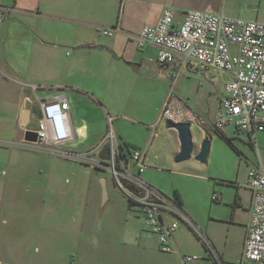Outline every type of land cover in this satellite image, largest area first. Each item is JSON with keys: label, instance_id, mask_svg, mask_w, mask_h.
Instances as JSON below:
<instances>
[{"label": "crops", "instance_id": "crops-1", "mask_svg": "<svg viewBox=\"0 0 264 264\" xmlns=\"http://www.w3.org/2000/svg\"><path fill=\"white\" fill-rule=\"evenodd\" d=\"M165 6L175 10L177 23L181 21L184 13L190 10L223 12L247 20L264 22V0H0V7L6 10L4 21L0 22V205L4 199L8 201L10 197L6 187L8 181L13 179L14 170L13 166L8 165V159L22 153L21 150L31 151V147L23 139L25 132L30 130L27 125L32 119H38L36 106L39 100L44 101L56 95H62L69 103L67 114L73 138L63 147H71L73 150L72 148L78 146H86L89 149L99 146L87 144L93 134L91 129L93 130L92 123L95 121H88L84 114H81L82 109L89 110L96 105L101 106L110 121H113L120 117L122 109L115 105L114 101L119 104L123 101L126 107L124 109L135 108L140 115L139 120L129 121L141 123L144 139L136 142V146L133 145L144 153L145 167L138 173H141L143 179H163L164 170L182 177L211 176V159L218 158L216 148L219 142L225 141L213 132L220 96L213 101L212 108L200 109L195 113L199 123L193 122L189 126L190 131L192 126L197 130L196 136L192 137L193 162L184 165L173 160L179 151V140L173 129L166 130L172 132L175 141L162 153H154L156 140H159L160 133L164 132L162 122L165 121L160 119V113L156 109L152 115L146 113V107L141 106L139 100L140 94L151 100H160L161 84H157L155 80L164 78V68L156 61V47L147 45L138 49L135 36L145 26L156 25ZM27 15L30 16L28 19L25 18ZM103 29H110L111 36L103 34ZM15 30L19 34L11 40L10 36ZM7 44H11L13 48H7ZM21 62L26 63V69L21 67ZM176 62L183 67L187 66L183 64L181 56L170 65L175 66ZM124 66L134 75L133 78H124L121 68ZM173 68L172 66L171 69ZM151 75L156 76L154 80L149 79ZM27 110H30L29 121L26 119ZM23 121H27L25 125L22 124ZM221 131L231 138L235 128L233 125H227ZM257 133L259 134L256 135ZM104 135L101 136V141L105 139ZM117 135L119 140L128 144L129 137L119 130ZM204 137H208L210 141L209 149L205 161L200 163L194 156L198 153ZM248 142L258 157V161L251 163L250 168L259 164L264 171L258 146L264 142V130L256 132L254 141L248 139ZM225 144L228 146L226 142ZM118 146H122L121 143H117ZM228 148L238 156L241 154L229 146ZM89 149L86 148L88 151ZM125 153L127 160L131 158V154ZM127 160L121 161L124 166H120L118 172L121 176L126 172L131 173ZM150 166L153 167L150 169ZM216 176L218 175H213L214 179ZM246 176L238 182L221 180L220 183L235 188L233 199L227 205L228 234L222 240L213 239L212 242L204 236L212 248L203 246L201 261L198 257L195 263L188 264H241L252 205L251 189L244 185ZM173 191L181 200L180 186L175 185ZM218 192L217 189H212L213 195L217 197L213 199L212 195L213 202L224 199ZM181 211L192 222L190 216L197 220L189 210ZM138 217L144 221L142 213ZM162 217L165 222L177 218L168 212L162 213ZM0 223L3 226L6 220L0 219ZM129 224L138 245L144 248L140 255L143 258L145 255L148 264H172L173 260L175 264H181L178 255L184 254L162 251L157 236L154 235V243H148L142 236V226L132 221ZM1 230L0 228V233Z\"/></svg>", "mask_w": 264, "mask_h": 264}, {"label": "rangeland", "instance_id": "rangeland-1", "mask_svg": "<svg viewBox=\"0 0 264 264\" xmlns=\"http://www.w3.org/2000/svg\"><path fill=\"white\" fill-rule=\"evenodd\" d=\"M29 17L27 15L25 18ZM13 33L11 40L19 34L16 30ZM8 47L13 48L11 44H7ZM21 67L26 69V63L21 62ZM162 67L165 80H155L157 84H161L160 100H151L143 94L139 97L141 106L146 107L145 112L151 115L156 110L160 113L166 100L178 101L193 113L212 108L213 101L222 94L223 83L229 80L226 73L212 68L204 70L183 67L178 62L175 66ZM121 68L124 78L134 77L125 66ZM155 77L151 75L149 79L154 80ZM114 103L122 109L120 117L113 121L109 120L101 106L82 109L81 114L88 121H95L92 123L93 130L91 129L93 134L87 144L109 143L113 135L115 145L121 143L124 152H128L126 144L118 138L119 130L129 137V147L134 150L131 146L143 140L144 136L141 133V123L129 120H139L140 115L135 108L124 109L126 107L123 101L120 104L118 101ZM36 121L32 119L27 125L31 131L35 129ZM162 123L164 132L156 140V154L162 153L175 141L172 132L164 127L165 122ZM196 133V128L192 126V137ZM103 134L105 139L101 141ZM231 138L241 154L236 155L225 144L226 141L219 142L216 148L219 156L211 159V176L182 177L164 170L163 179H143L130 157L127 166L134 176L148 185L151 192L162 194L172 201L175 200L173 188L175 185L180 186V208L185 212L189 210L195 216L197 220L190 217L196 230L201 233L200 237L204 235L210 242L213 239L222 240L228 234L227 205L233 199L235 188L220 182L223 179L229 182L244 180L251 163L258 161L243 131L233 132ZM25 142L31 147V151L21 150L22 153L8 159V165L13 166L14 171L13 179L7 182L6 187L10 197L0 205V219L6 220L3 226L0 223V264H148L145 255L144 258L140 255L144 248L138 245L129 222L142 226V236L148 243L155 242V233L145 221L138 219L140 213L128 205L129 193L117 183L111 160L102 161L98 158L100 146H92L90 149L78 146L73 150L71 147L60 148L61 151L76 153L71 157L40 149L30 141ZM258 146L260 162L264 167V142ZM191 162L193 159L190 157L179 163L184 165ZM151 167L153 166L150 169ZM214 174L218 175L215 179ZM101 180L105 183V198ZM213 188L224 197L220 202H213ZM174 221H177L179 227L173 233L171 242L178 253L197 256L201 261L203 238L199 240L194 234V228L178 217ZM168 260L171 262L170 258ZM172 264H175L174 260Z\"/></svg>", "mask_w": 264, "mask_h": 264}, {"label": "built area", "instance_id": "built-area-1", "mask_svg": "<svg viewBox=\"0 0 264 264\" xmlns=\"http://www.w3.org/2000/svg\"><path fill=\"white\" fill-rule=\"evenodd\" d=\"M5 11L0 7V22L5 19ZM174 15L175 10L165 6L156 25L145 26L136 34L137 48L142 49L147 45L156 47V61L161 65H170L181 56L183 64L189 67L204 70L212 68L228 74L229 80L223 83L213 128L222 130L227 125H233L249 133L254 141V134L264 130V22L223 12L190 10L177 23ZM102 33L111 36L112 31L103 29ZM36 107L41 117L37 119L33 130L37 134V141L32 143L55 154L74 156L76 153L60 150L73 138L67 114L69 103L62 95H56L44 101L39 100ZM160 119L199 123L195 113L174 100L164 102ZM110 138L113 157L117 146L113 135ZM143 156L142 150L133 151L131 155L139 168L138 173L145 167ZM120 166L124 167L123 164ZM123 177L137 188L136 191L127 190L129 197L136 203V211L144 215L145 223L157 236L162 251L178 254V249L171 242L178 223L174 220L165 222L162 213H173L193 227L197 234H201L175 200L151 192L146 183L131 173L126 172ZM244 185L251 189L252 205L241 264H264V171L259 164L249 169ZM216 198L213 195V199ZM201 237L211 249L204 235ZM178 256L181 264L198 260L194 255Z\"/></svg>", "mask_w": 264, "mask_h": 264}, {"label": "water", "instance_id": "water-1", "mask_svg": "<svg viewBox=\"0 0 264 264\" xmlns=\"http://www.w3.org/2000/svg\"><path fill=\"white\" fill-rule=\"evenodd\" d=\"M27 114V121L30 120V110L26 111ZM37 117L40 118V112H37ZM26 121V122H27ZM25 121L22 122L23 125L26 124ZM189 126H191L190 122H172V121H165L164 127L166 129H173L176 132L177 138H178V144H179V151L173 158L175 162H183L187 159H189L192 156L194 145H193V139L192 134L190 131ZM37 134L34 131L28 130L25 132V135L23 137L24 141H30V142H36L37 141ZM209 139L208 137H204L203 141L199 145V151L197 154H195L194 159L196 161L203 163L205 161V158L208 155V149H209ZM101 190L103 193V197L105 198L106 192H105V183L103 180H101Z\"/></svg>", "mask_w": 264, "mask_h": 264}, {"label": "trees", "instance_id": "trees-1", "mask_svg": "<svg viewBox=\"0 0 264 264\" xmlns=\"http://www.w3.org/2000/svg\"><path fill=\"white\" fill-rule=\"evenodd\" d=\"M238 130L239 129H237L235 127V131H238ZM213 132L218 134L221 138H223L226 141V143L228 144L229 147H231L236 152L240 153V151L233 145L232 139L229 138L227 135H225L221 130L214 129ZM245 134L248 136V139L250 141H252V136L249 133H247V132H245ZM99 146L100 147H99V150L97 151V156L102 161H107V160L110 161L111 160L113 167L115 168V170H117V171H115L117 183L120 184L121 187L126 189V190L136 191L137 188L135 187V185H133V183L129 182L125 177H123L120 174H118V172L120 171V164L122 163L121 161L127 160V156H126V153L124 152L123 147L122 146H118L117 147V151L115 152V154L112 157L111 156L112 155V151H111V148H110V145H109L108 142H105V143L103 142ZM131 147H133L134 150H132L129 147V144H126V151H128L132 155V152L138 150V148L135 147L134 145H132ZM157 201L160 202L159 199ZM175 202L177 203V205H179V207L182 204V201L180 200V197H179V195L176 192H175ZM127 203H128V205L130 207L132 206L135 209L136 203H134V201H132V199L129 196H128V202ZM135 211H136V209H135ZM194 234L196 235V237L199 240L202 239L199 234L195 233V231H194ZM202 244H203L204 247L208 248V246L203 241V239H202Z\"/></svg>", "mask_w": 264, "mask_h": 264}, {"label": "bare ground", "instance_id": "bare-ground-1", "mask_svg": "<svg viewBox=\"0 0 264 264\" xmlns=\"http://www.w3.org/2000/svg\"><path fill=\"white\" fill-rule=\"evenodd\" d=\"M81 134V133H80Z\"/></svg>", "mask_w": 264, "mask_h": 264}]
</instances>
